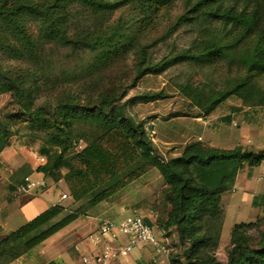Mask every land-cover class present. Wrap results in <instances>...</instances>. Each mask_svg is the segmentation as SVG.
<instances>
[{"label":"trees","instance_id":"obj_1","mask_svg":"<svg viewBox=\"0 0 264 264\" xmlns=\"http://www.w3.org/2000/svg\"><path fill=\"white\" fill-rule=\"evenodd\" d=\"M230 1L186 0L185 12L173 29L192 26L200 39L188 49L154 62L139 39L171 0H0V51L31 64H38L48 47L89 51L98 54L95 65L102 67L134 50L137 64L132 86L146 75H161L181 64L205 66L223 60L246 68L247 78L231 90L207 92L188 83L177 86L201 110L202 116L196 117H208L232 96L264 103V89L252 80L264 75V63L259 62L255 45L248 42L254 34L264 43V0H247L241 11L230 6ZM252 5L256 9L249 12ZM125 8L132 15L113 21L116 12ZM80 14L87 18L84 23ZM218 24L221 34L208 37L212 26ZM30 77L33 81L0 67V95L10 93L19 110L47 134L38 137L43 144L40 156L46 159L38 171L56 183L64 181L73 204L79 205L73 210L61 204L52 206L0 239V264L14 263L152 169L164 180L166 211H158L155 224L144 220L153 228L173 229L178 234L181 252L171 254V264H223L217 258L222 197L233 190L241 170L264 162V149H222L193 141L179 156L164 158L144 122L128 116L119 105L126 91L118 95L100 92L84 100L78 94L62 92L54 103H39L37 78L34 74ZM165 97L162 92L146 93L129 102ZM224 119L232 120L231 116ZM9 146L8 126L0 122V153ZM252 230L259 235L255 246L249 242ZM226 264H264V215L256 222L234 226Z\"/></svg>","mask_w":264,"mask_h":264},{"label":"rangeland","instance_id":"obj_2","mask_svg":"<svg viewBox=\"0 0 264 264\" xmlns=\"http://www.w3.org/2000/svg\"><path fill=\"white\" fill-rule=\"evenodd\" d=\"M185 2L186 0H171L166 6L162 7L154 18L153 27L139 39V45L147 47L149 57L154 62L188 49L200 39L198 30L192 26H183L178 30L173 29L178 17L185 12ZM246 3L247 0H231L229 2L230 6H236L240 11L246 8ZM255 9L256 6L252 5L248 11L253 12ZM131 15V10L125 8L116 12L113 21L119 17L128 18ZM80 16L82 17H79V19L84 23L87 18L81 14ZM262 16L261 35H264V5ZM90 26L93 27V22L90 23ZM221 32V25L218 24L212 26L209 35H207L213 38L219 36ZM248 42L251 47L255 45L254 50L258 54V60L260 63H264V43L261 41L259 43L258 36L254 34L251 35ZM43 54L42 60L38 64H31L23 59L12 58L0 51V67L5 72L26 77L29 81L32 80L30 76L34 74L39 85V88L35 91L39 103L45 101L54 103L62 92L78 94V97L84 100L88 96L96 97L100 92L107 91L118 95L126 91L127 94L119 102V105L122 106L128 116L138 122H144L145 130L153 143L155 137L162 139L174 138L180 141L188 134L194 135L201 132L200 127L192 117L202 116V112L179 92L177 89L179 84L188 83L207 92L211 90L220 91L231 90L247 78V69L241 65L215 60L205 66L177 65L161 75H146L138 81L136 86H132L137 64V54L134 50L114 58L102 67L95 65L98 54L89 51L74 53L67 49L48 47ZM252 80L264 89V75L255 76ZM158 92H162L166 97L146 103L133 104L129 102V99L138 95ZM227 112L232 114V123L213 122L217 124L216 127L205 129L204 138H210L214 144L220 147L243 146L254 151L263 149L264 103L243 101L236 96H232L213 113L212 119H215L218 114ZM0 122L8 126L10 146L14 144L23 148L22 150L25 152L37 153L39 157H42L40 151L43 144L38 137L39 135L46 137L47 134L19 110L10 93L0 95ZM191 140L197 139L193 137ZM66 172L64 171V173ZM47 182V188L39 190L33 196H42L47 202H55L66 191L65 186L63 183H56L50 179ZM134 187L137 188L131 192V196L126 198L127 200L124 198L125 201L136 203L130 208L133 210L143 209V211L148 212L153 209L157 213L158 211L161 214L165 213L166 206L162 197L165 183L157 169L150 170L136 181L126 185L107 201L115 202L122 194L134 189ZM67 195L69 197L61 200L60 204L68 207L69 210L77 208L79 204H73L69 190ZM98 209L100 208L95 209V212H98ZM92 211L93 209L86 216L80 217L66 227L61 232V236H57L59 238L57 244L64 243L69 247V251L77 263L81 259L77 250L78 230L88 229L91 222H94V219H91L94 218ZM12 212L14 213V210ZM27 214L34 216L33 213ZM124 214L130 216L133 211L127 209ZM100 217L103 218V216ZM13 219L12 217L9 223ZM21 225L22 223L14 225V228L16 229ZM7 235H1L0 233V239L5 238ZM90 235L92 233L87 236ZM258 236V232L253 230L249 241L252 246L258 243ZM40 245L34 248L33 251H36ZM139 248L141 247L134 248L131 254ZM180 252L179 249L178 251L173 250L171 254L175 255ZM128 258H121L118 263L129 262ZM130 263L132 264L131 261Z\"/></svg>","mask_w":264,"mask_h":264},{"label":"crops","instance_id":"obj_3","mask_svg":"<svg viewBox=\"0 0 264 264\" xmlns=\"http://www.w3.org/2000/svg\"><path fill=\"white\" fill-rule=\"evenodd\" d=\"M212 116L213 113L208 117H192L194 122L200 127L201 132L194 135L188 134L180 139V141L174 138L162 139L155 137L154 143L158 153L164 158L179 156L183 152L185 145L193 141H201L208 146L216 148H235L236 146L220 147L214 144L210 138H204L205 129L216 127L217 124L213 122L232 123V120L229 122L224 119L227 116L232 117L230 112L218 114L215 119H212ZM193 137H196L197 140H191ZM22 149L23 148L13 144L0 153V161L2 163L0 167L1 235L9 234L11 231L17 229L14 228V225L19 223L24 225L50 207L60 204L61 201V196L58 197L55 202H47L42 196L34 197L33 194L37 193L39 190L27 195L15 196L16 188L24 182L26 177H30L34 181H45L47 186V180L50 179L38 171V168L41 166L39 155L33 152H25ZM58 183L64 184L66 191L62 194H67L68 188L66 184L62 181ZM136 188L137 187H134V189L122 194L121 197L117 198L113 203L110 201L101 203L97 207L100 208L98 212H95L97 208L93 209L92 214L94 218L91 219H94V222H91L88 229L83 231L78 230L77 250L81 258L85 254L98 252L100 250L101 246L95 247L91 240V236L95 235L100 223L105 220L120 223L129 216H125L124 214L127 209H131L133 213H139L151 223L155 224L157 222L158 213L155 210L152 209L150 212L143 211V209L133 210L130 207L136 205V203L125 201ZM221 208L223 211V226L217 257L221 263L226 264L234 226L240 223L256 222L264 215V162L259 167L250 168L247 166L239 172L233 190L222 197ZM13 210L14 213L12 212ZM27 213H33L32 215L34 216H29ZM100 216H103V218ZM12 217L14 219L9 223ZM64 230L65 229L46 240L36 251H30L12 264H46L50 261H56L60 264H82L81 259L78 260L77 263L74 256L70 253L69 247L64 243L57 244L59 240L57 236H61V232ZM154 230L158 237L166 241L171 252H173V250L178 251L179 236L173 229L164 231L154 227ZM252 232L253 230L250 231L249 234L251 235ZM89 233H92V235L87 236ZM167 233H169L168 236H166ZM126 241L127 239L125 237H120L117 241L106 239V242H109L112 246L122 245L126 243ZM170 256L157 257L151 247L141 246V248L130 254L128 258L129 262L125 261L122 264H131L130 261L132 264H153L156 260H158L160 264H171ZM113 264L120 263L116 262Z\"/></svg>","mask_w":264,"mask_h":264},{"label":"built area","instance_id":"obj_4","mask_svg":"<svg viewBox=\"0 0 264 264\" xmlns=\"http://www.w3.org/2000/svg\"><path fill=\"white\" fill-rule=\"evenodd\" d=\"M44 164L46 159L39 157ZM47 187L45 181H34L26 177L15 191V196L27 195L36 190H43ZM69 197L63 194L61 200ZM120 237L127 239L126 243L112 246L106 239L117 241ZM95 247L101 246L98 252L88 253L81 258L82 264H113L121 258H128L134 248L138 246L151 247L157 257H169L171 251L163 238L158 237L153 227L148 225L144 217L137 212L126 217L120 223L102 221L97 229V234L91 236ZM153 264H160L158 260Z\"/></svg>","mask_w":264,"mask_h":264}]
</instances>
